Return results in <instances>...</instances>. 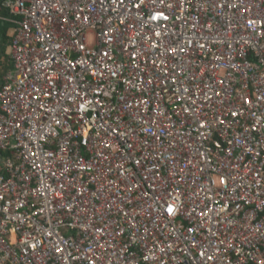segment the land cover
Wrapping results in <instances>:
<instances>
[{"label":"built area","instance_id":"obj_1","mask_svg":"<svg viewBox=\"0 0 264 264\" xmlns=\"http://www.w3.org/2000/svg\"><path fill=\"white\" fill-rule=\"evenodd\" d=\"M138 4L0 0V264L264 261V0Z\"/></svg>","mask_w":264,"mask_h":264},{"label":"snow or ice","instance_id":"obj_2","mask_svg":"<svg viewBox=\"0 0 264 264\" xmlns=\"http://www.w3.org/2000/svg\"><path fill=\"white\" fill-rule=\"evenodd\" d=\"M141 4H143V0H141ZM141 4H138L137 7H140ZM156 19H159V17H156ZM248 23H252V21H249ZM157 35H158V34H157ZM82 40H83V38H82ZM104 56L107 57V56H108V53H104ZM84 71H88V69L85 68ZM109 74L111 75V74H114V73H109ZM93 75H94V76H99V75H100V72H95V73H93ZM220 83L223 84L224 81L221 80ZM100 94L103 95V93H100ZM34 99L37 100V101H39L40 97H35ZM81 99H83V98H81ZM89 103H90V102H89ZM244 103L252 104V103H253V100H245ZM37 106L39 107L40 105L37 104ZM82 106H83V105H82ZM97 106H98V105H97ZM85 115H87V111H85ZM232 115L235 116L236 113H232ZM205 119H206V117H205ZM196 122H197V124H198L201 128H203V127L205 126V125H201V124H200V120H199V118H197ZM217 122L219 123V121H217ZM57 123H59V122H57ZM38 151H39V149H38ZM30 155L33 156V157H36V156H37V153H36V152H32V153H30ZM40 159H41V163H43V159H42V157H41ZM221 183L224 184L225 188L227 187V181H221ZM0 199H2V197H0ZM165 202H167V201L165 200ZM182 207H183V205L181 204V202H180V201L178 200V198H177V199H175V201H174V203H173L172 205H169V206H168L166 209H164L163 211L165 212V215H166V216H168V217H172L173 215H175V214H177V213H180V212L182 211ZM201 215H204L203 210L201 211ZM213 215L215 216L216 213L213 212ZM256 231H259V229H256ZM37 243H39V242H37ZM60 243H61V244H64L65 242H64L63 240H61ZM32 247L35 248L36 245L34 244ZM55 251L63 253L64 249H62V248H56ZM201 255L204 256L205 253H201ZM206 258H207V259H210V257H206ZM260 264H264V261H260Z\"/></svg>","mask_w":264,"mask_h":264},{"label":"trees","instance_id":"obj_3","mask_svg":"<svg viewBox=\"0 0 264 264\" xmlns=\"http://www.w3.org/2000/svg\"><path fill=\"white\" fill-rule=\"evenodd\" d=\"M10 26L11 24L8 23L5 24L0 23V55L3 54V57L6 56V50L10 40L8 37V31ZM1 58H0V74H5L11 68V64L7 60L2 61ZM2 80L3 79H1V82ZM1 154H4V152H0V157Z\"/></svg>","mask_w":264,"mask_h":264},{"label":"crops","instance_id":"obj_4","mask_svg":"<svg viewBox=\"0 0 264 264\" xmlns=\"http://www.w3.org/2000/svg\"><path fill=\"white\" fill-rule=\"evenodd\" d=\"M1 57H2V58H1ZM0 58H1L2 61H6V60H7V61L10 62V64H11V56H10V53H8L7 50H6V56L3 57V54H2V55H0ZM10 69H11V68H10ZM10 69H9V70H10ZM9 70H8V71H9ZM8 71H7V72H8ZM7 72H6V73H7ZM1 73H2V72H1ZM6 73H5V74H6ZM5 74H0V84L2 83V82H1V79H3V77H4Z\"/></svg>","mask_w":264,"mask_h":264}]
</instances>
